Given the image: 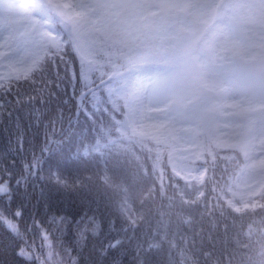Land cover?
<instances>
[{
    "label": "snow or ice",
    "instance_id": "obj_1",
    "mask_svg": "<svg viewBox=\"0 0 264 264\" xmlns=\"http://www.w3.org/2000/svg\"><path fill=\"white\" fill-rule=\"evenodd\" d=\"M217 20L220 23L216 31L204 41L206 47L222 54L220 58L243 52L264 61V0H0V117L7 114L11 120L13 112L9 108L13 104L26 103L31 112L40 100L37 95H28L25 102L21 81L27 82L32 92L38 91L37 84L63 89V93L56 94L64 104L72 101L75 109L67 117V128L64 118H46L45 125L43 119L33 117L35 123L30 120L29 128H35L34 134L39 136L44 129L39 155L34 152L31 162L25 163L18 176L7 168L2 170L0 255L11 251L16 261L33 264L40 260L38 247L47 246L48 258L53 257L52 230L74 226L80 241L88 233L95 236L100 232L95 216L87 213L76 219L77 212L71 220L58 213L37 220L32 214L29 222L24 202L18 198L28 195L33 177L39 179L44 174L59 191L76 187L81 172L89 166L98 170L103 167L119 176L123 183L147 170L143 161L149 158L152 149L146 141L160 143L167 139L186 88L178 74L145 84L136 73L156 58L183 64L185 57L192 54L193 43L198 44L201 33ZM245 24L258 25L261 35L259 43L242 48L238 31ZM69 87L73 95L66 101L63 95ZM153 111L166 118L154 119ZM57 124L58 133L54 131ZM16 143L20 151L22 135L17 136ZM122 158L135 164V169H126ZM260 163L264 166V161ZM249 167L245 164L241 173ZM207 171L203 170L197 184L185 186L195 196L193 204L203 196ZM212 175L213 182H217L215 171ZM115 176L110 183L116 184ZM128 192L125 189L119 197L118 206L111 198L106 203L121 220V227L115 237L100 245L98 253L107 256L113 251L120 252L125 249V240L129 244L135 241L136 264H152V257L159 256L163 246L153 243L155 236L150 239L148 235L143 238L137 235L139 230L133 217L138 212L129 205ZM40 197L44 198L43 191ZM226 203L233 208L231 199ZM234 210L239 212L240 208ZM197 211L202 213L203 220L207 205L202 209L198 205ZM225 213L224 204L217 201L211 210L215 227H219ZM211 230L210 223L209 234ZM37 234L42 242L39 245ZM203 254L213 255L211 251ZM168 261L175 264L171 252ZM73 264L77 262L74 260ZM112 264H121L118 256Z\"/></svg>",
    "mask_w": 264,
    "mask_h": 264
},
{
    "label": "trees",
    "instance_id": "obj_2",
    "mask_svg": "<svg viewBox=\"0 0 264 264\" xmlns=\"http://www.w3.org/2000/svg\"><path fill=\"white\" fill-rule=\"evenodd\" d=\"M159 62L165 60L159 58ZM170 64H174V61ZM21 84H23L21 90L25 92L23 97L25 102L28 95H37L40 100L34 104L31 112L26 103L13 104L9 108V111L13 112L12 119L9 120L7 114L0 117V174L7 168L14 176H18L23 172L25 163L31 162L33 153L39 155L44 129H41L39 136L34 134L35 128H29L30 120L35 123L33 117L43 119L45 125L48 122L46 118H64V127L67 128V117L75 112L72 101L64 104L61 102V96L56 94L57 91L63 93V89L56 90L50 85L37 84L38 91L32 92L27 82L21 81ZM41 88L42 91L39 90ZM72 95V89L67 88L63 100L67 101ZM200 103L204 104L205 100L201 98ZM82 121L83 117H81ZM73 123H76L75 117ZM202 123L208 130L210 120L205 113L197 118V125ZM86 127L85 125V129ZM59 130L60 125L57 124L54 131L58 133ZM18 135L23 136L20 151H17ZM146 142L152 149L149 158L143 161V167L147 170L129 179L127 183H123L120 177L115 176L111 171L106 172L103 167L98 170L94 166H89L81 172L80 182L76 187L59 191L46 178V174L39 179L32 178L27 188L28 195L18 198L24 202L26 218L29 222L32 214H35L37 220H46L53 213L67 215L71 220L78 212L76 219L87 213L88 216L94 215L100 224V232L97 235L88 233L82 241L78 240L74 226L59 231L52 230L53 257L48 258L47 246L38 247L40 260L33 261V264H41V261L43 264H73L74 260L77 264H112L113 258L117 256L121 264H136L135 241L129 244L125 240V249L120 252L113 251L107 256L98 253L100 245L106 244L109 239L115 237L121 227V220L112 214L106 203L111 198L118 206L119 197L124 194L125 189H129V205L138 212V215L133 217L136 221L134 226L139 230L137 235L141 238L148 235L150 239L155 236L153 243L163 246L159 256L152 257V264H169V252L175 258V264H264V256H262L264 193L254 199L253 207L250 198L248 208H242L239 212L234 210L238 200L231 192L232 182L242 162V153L236 150H223L215 143L208 142L206 135H203V156L192 166L197 168L200 164L208 171L204 178L206 184L202 189L203 196L193 204L195 196L185 186L195 185L197 182H186L176 174L160 143L152 140ZM122 164L126 169H135V164L123 158ZM228 165V170L224 171ZM213 171L217 181L215 183ZM114 176L119 187L110 183ZM68 178L72 179L71 176ZM14 182L13 179V184ZM41 191L44 193L43 199L40 197ZM228 199L234 202L233 208L227 207ZM217 201L224 204L226 209L219 227H215L216 221L211 216V210ZM198 205L201 209L203 205H207L208 211L203 213V220L200 219L202 213L197 211ZM210 223L211 234H209ZM0 233H3V228H0ZM129 235L131 236L132 233ZM120 238H124L123 234ZM36 243L37 245L42 243L38 234ZM208 251L213 255L205 257L203 253ZM0 264H23V262L16 261L13 253L8 251L5 255H0Z\"/></svg>",
    "mask_w": 264,
    "mask_h": 264
},
{
    "label": "rangeland",
    "instance_id": "obj_3",
    "mask_svg": "<svg viewBox=\"0 0 264 264\" xmlns=\"http://www.w3.org/2000/svg\"><path fill=\"white\" fill-rule=\"evenodd\" d=\"M219 23V20L209 23L207 31L201 33L200 42L193 43L192 54L185 57L183 64L161 63L156 58L136 74L145 84L174 74L181 78L180 83L186 91L178 101L171 131L161 143L166 146L176 172L187 181L197 183L204 168H194L192 164L201 153L204 128L197 126L196 121L202 107L198 99L203 96L212 118L207 140H215L223 148H242V167L250 166L243 174L242 167L239 169L236 176L239 179L234 183L240 206L246 207L247 199L264 189V166L260 163L264 161V61L259 57L250 58L243 52L220 58L222 54L206 47L204 41L216 31ZM260 35L258 25H242L238 31L241 47L259 43ZM203 90H209L208 98ZM152 116L154 119L166 118L159 111H153Z\"/></svg>",
    "mask_w": 264,
    "mask_h": 264
}]
</instances>
